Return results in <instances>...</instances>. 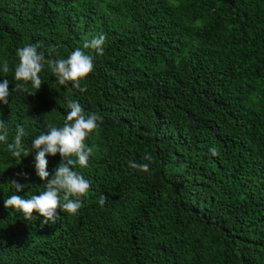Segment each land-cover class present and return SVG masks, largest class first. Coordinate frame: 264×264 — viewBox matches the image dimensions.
I'll use <instances>...</instances> for the list:
<instances>
[{
	"label": "trees",
	"instance_id": "1",
	"mask_svg": "<svg viewBox=\"0 0 264 264\" xmlns=\"http://www.w3.org/2000/svg\"><path fill=\"white\" fill-rule=\"evenodd\" d=\"M100 34L103 55L84 49ZM31 44L46 59L93 55L87 90L45 64L41 88L25 85L34 96L14 91L17 49ZM4 79L0 120L9 143L25 129L29 156L0 144V264H264V0H0ZM69 100L102 118L74 169L91 190L75 215L26 221L3 201L44 190L32 140L63 126ZM47 159L54 174L62 158Z\"/></svg>",
	"mask_w": 264,
	"mask_h": 264
},
{
	"label": "clouds",
	"instance_id": "2",
	"mask_svg": "<svg viewBox=\"0 0 264 264\" xmlns=\"http://www.w3.org/2000/svg\"><path fill=\"white\" fill-rule=\"evenodd\" d=\"M106 36L100 34L85 41L84 49H91L98 55H103ZM55 48L48 49L49 57L55 52ZM19 63L15 67V79L23 81L18 84L14 91L27 93L34 96L36 93L30 91L25 85L30 83L32 88L40 89L42 80L40 73L44 70L45 64L50 68L59 85L71 83L73 87L86 91V86L81 88V82L86 80L94 71V56L76 48L67 58H48L45 52L40 50L38 44H31L17 49ZM8 62L3 63V71L9 72ZM9 81L4 79L0 83V103L9 104L11 96ZM69 111L64 118L63 126L49 127L46 133H42L32 140V148L35 155V170L37 176L44 181L43 191L39 195H32L24 198L13 194L4 199L3 204L6 209H13L23 214L26 221H31L34 214L38 213L43 217V223L55 224L61 218L58 210L64 213L75 215L83 207V199L88 197L91 190V181L74 169L79 166L86 168L89 165V158L93 155V148L86 144L87 138L98 131L102 118L93 112L86 113L82 105L77 100L67 102ZM25 129L22 126L16 128L14 140L8 142V128L6 122L0 120V144L6 145L7 151L21 162L22 157H28L29 151L24 147L23 137ZM210 152L213 156H219L220 151L212 147ZM57 154L62 158L60 165L54 169V174L48 171V156L55 157ZM144 161H151L150 153H145ZM130 168L147 173L150 170L149 163H138L129 161ZM51 177V178H50ZM24 179H28L27 174H23ZM15 193L22 192L25 185L19 183L17 179L8 183ZM108 200L105 195H100L98 204L103 207Z\"/></svg>",
	"mask_w": 264,
	"mask_h": 264
}]
</instances>
